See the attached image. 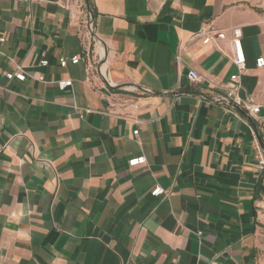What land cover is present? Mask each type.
<instances>
[{
	"label": "crops",
	"instance_id": "0c3cea01",
	"mask_svg": "<svg viewBox=\"0 0 264 264\" xmlns=\"http://www.w3.org/2000/svg\"><path fill=\"white\" fill-rule=\"evenodd\" d=\"M0 35V264H264V0H0Z\"/></svg>",
	"mask_w": 264,
	"mask_h": 264
},
{
	"label": "built area",
	"instance_id": "2783aa9c",
	"mask_svg": "<svg viewBox=\"0 0 264 264\" xmlns=\"http://www.w3.org/2000/svg\"><path fill=\"white\" fill-rule=\"evenodd\" d=\"M89 27L92 30L93 29V22L91 21L89 23ZM241 36H242V31L240 28H236L234 30V39H233V44L235 47V57H234V63L236 64L239 73L235 74L232 76V81L238 83L239 81V76L241 73H244L247 70V63H246V57L243 51L242 43H241ZM210 38H206L204 42H208ZM6 41L5 36L0 35V46L4 44ZM100 41V40H99ZM0 54L6 56L9 60L14 61V58L11 56L7 55L3 50L0 48ZM71 61L72 63L76 64L80 61V57L78 55L73 56L71 59H67L65 57H61L59 62L60 66L66 67ZM258 67H263L264 66V57H259L256 61ZM43 65L48 64V60L44 59L42 60ZM6 77L9 79L12 78H17L19 80H24L27 77V73L24 71L23 66L16 64V70L15 71H9L5 73ZM188 78L191 83L199 84L203 82V77L194 69H191L188 72ZM58 85V87L61 90H65L68 87H71L73 85V82L71 79H61V80H56L54 81ZM204 100L210 102V103H215L220 105L225 111L227 112H232L235 111L237 107L243 108L245 111L250 112L251 114H256L259 111V106L254 104L253 100L245 101L241 99L234 90H230L226 95H216L213 96L212 98H207L206 96H201ZM86 113H91V109H86ZM139 134V130H134L132 135L133 138H137ZM257 151L260 156V163H261V168H264V155L261 152L260 145L257 143ZM130 166H137L141 164H146L147 163V158L145 155H141L138 157L131 158L128 161ZM151 193L154 196H160L163 194H166L165 189L160 186L156 185L155 188L151 191Z\"/></svg>",
	"mask_w": 264,
	"mask_h": 264
},
{
	"label": "rangeland",
	"instance_id": "374dc122",
	"mask_svg": "<svg viewBox=\"0 0 264 264\" xmlns=\"http://www.w3.org/2000/svg\"><path fill=\"white\" fill-rule=\"evenodd\" d=\"M261 243H262V245H264V233L262 234ZM262 253L264 254V247H263V252Z\"/></svg>",
	"mask_w": 264,
	"mask_h": 264
}]
</instances>
